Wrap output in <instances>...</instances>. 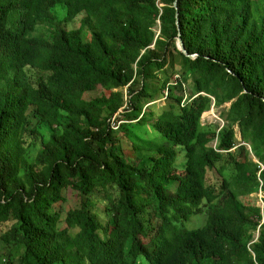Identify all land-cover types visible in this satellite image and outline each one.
I'll return each instance as SVG.
<instances>
[{
    "label": "trees",
    "instance_id": "16d2710c",
    "mask_svg": "<svg viewBox=\"0 0 264 264\" xmlns=\"http://www.w3.org/2000/svg\"><path fill=\"white\" fill-rule=\"evenodd\" d=\"M174 2L0 0V264H264V0Z\"/></svg>",
    "mask_w": 264,
    "mask_h": 264
},
{
    "label": "rangeland",
    "instance_id": "374dc122",
    "mask_svg": "<svg viewBox=\"0 0 264 264\" xmlns=\"http://www.w3.org/2000/svg\"><path fill=\"white\" fill-rule=\"evenodd\" d=\"M54 12L56 13V15H57L58 17H61L62 15H64V13H65V9H64V7H63L62 5L57 4V5L54 7ZM73 24H77V25H73ZM69 26H75V27H78V26H79V23H78L77 20H74V22L70 23ZM37 30H39V28H38ZM42 31H43V34H47L48 27H47V26H44L42 29H40L39 32H42ZM36 34H37V31L33 33V35H36ZM84 35H85V38H89V36H90V32H89L88 30H86L85 33H84ZM184 90H185L187 93H190V92H189V91H190V86H189V85L184 86ZM123 91H124V94H125V99H126L125 101L127 102V96H126V94H127V89H123ZM155 104H156V106L159 107V108H161V106H163V102H162V101H159V102H157V103H155ZM152 105H153V104H152ZM229 107H230V105H227V106H225L224 108H221V109H217V108L213 107V108L210 110V112L206 113V115H203V117H202V125L205 126V125H208V124H217V125H219L220 127H223V126L225 125V123H224V121L222 120L221 115H222V113H223V110H224V109H227V110H228ZM116 117H117V119H120V116H119V115H116L114 118H116ZM147 131H148V134H146V135L139 134L138 136H139L140 138H142L143 140H151V139H153L154 137L150 134V133H151V130H150V129H147ZM235 132H236V140H237L239 143H241V142H242V136H240V132H239V129H238L237 127L235 128ZM215 146H216V144H212V145H210V147H213V148H214ZM38 147H40V143H39ZM248 149L251 150V149H250V146H248ZM125 154H126L127 156H131V154H132V149H131V148H126V150H125ZM252 158L255 160L254 157H252ZM256 162H258V161H256ZM69 198H70V200H69L70 203H67V204H72V203L76 200V198H74L72 195H70ZM252 198L257 199V200L255 201V205H256L257 207L263 208V197H262L261 194H259V195H253ZM10 227H11V224H10V223L5 224L3 227H1V228H0V237L3 236V234L6 233V232L10 229ZM195 227H197V226H196V222H195V224L192 225L190 228H191V229H194ZM257 239H258V233H256V235H255V241H256ZM0 251L3 252V253H5V254H9V253H11V254H12V258H13V260H15L16 262H18L19 259H20V257H21V255H22V253H23V246H22V245H17V246H15V247L13 246V247L11 248V246L8 247V246L4 245V243H2V242L0 241Z\"/></svg>",
    "mask_w": 264,
    "mask_h": 264
},
{
    "label": "water",
    "instance_id": "95a60500",
    "mask_svg": "<svg viewBox=\"0 0 264 264\" xmlns=\"http://www.w3.org/2000/svg\"><path fill=\"white\" fill-rule=\"evenodd\" d=\"M174 8L178 11V0H175V2H174ZM177 16H178V12H177ZM177 23H178V20H177ZM177 47H178V49L182 52V54L185 57L195 58V56H189L187 54L186 49H185V46H184V42L182 41V38H181L180 33L178 35ZM244 146H247V145H244Z\"/></svg>",
    "mask_w": 264,
    "mask_h": 264
},
{
    "label": "built area",
    "instance_id": "2783aa9c",
    "mask_svg": "<svg viewBox=\"0 0 264 264\" xmlns=\"http://www.w3.org/2000/svg\"><path fill=\"white\" fill-rule=\"evenodd\" d=\"M261 168H262V171H264V166L263 165H261Z\"/></svg>",
    "mask_w": 264,
    "mask_h": 264
},
{
    "label": "clouds",
    "instance_id": "9594fccd",
    "mask_svg": "<svg viewBox=\"0 0 264 264\" xmlns=\"http://www.w3.org/2000/svg\"><path fill=\"white\" fill-rule=\"evenodd\" d=\"M251 149V148H250Z\"/></svg>",
    "mask_w": 264,
    "mask_h": 264
}]
</instances>
